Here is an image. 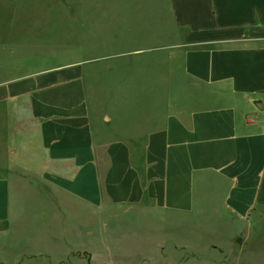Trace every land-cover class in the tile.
Listing matches in <instances>:
<instances>
[{
  "label": "crops",
  "instance_id": "0c3cea01",
  "mask_svg": "<svg viewBox=\"0 0 264 264\" xmlns=\"http://www.w3.org/2000/svg\"><path fill=\"white\" fill-rule=\"evenodd\" d=\"M131 1L132 43L0 79V264H264V0Z\"/></svg>",
  "mask_w": 264,
  "mask_h": 264
},
{
  "label": "rangeland",
  "instance_id": "374dc122",
  "mask_svg": "<svg viewBox=\"0 0 264 264\" xmlns=\"http://www.w3.org/2000/svg\"><path fill=\"white\" fill-rule=\"evenodd\" d=\"M135 7L131 0H0V79L94 59L109 54L119 42L132 43L130 16ZM101 9L114 10V16L107 18L106 30L96 32V13ZM158 26L159 22L152 23V43L178 40L171 17Z\"/></svg>",
  "mask_w": 264,
  "mask_h": 264
}]
</instances>
